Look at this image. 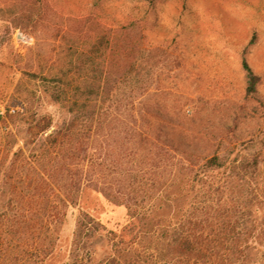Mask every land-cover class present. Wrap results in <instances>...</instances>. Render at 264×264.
Segmentation results:
<instances>
[{"label": "trees", "instance_id": "obj_1", "mask_svg": "<svg viewBox=\"0 0 264 264\" xmlns=\"http://www.w3.org/2000/svg\"><path fill=\"white\" fill-rule=\"evenodd\" d=\"M144 1L149 8L154 3ZM120 40L121 32L103 25L90 53H68L53 72L40 75L42 92L66 113L60 121L35 111L28 121L23 101L0 109V264H43L69 208L79 211L70 264H80L85 243L99 225L79 209L84 188L102 191L152 221L167 200L140 204L138 198L149 191L136 186H143L148 172L173 200L194 196L185 210L190 213L164 220L141 249L131 248V264L181 257L186 264H264V151L231 155L194 149V140L177 132L178 121L158 102L148 103L147 53H134L141 50L136 48L125 53ZM241 67L245 94L254 96L257 77L245 53ZM23 129L21 144L17 136ZM183 226L186 230L179 231ZM207 227L219 231L213 241L221 242L220 233L226 234V255L204 242ZM136 236L131 246L140 243ZM118 256L123 254L118 251Z\"/></svg>", "mask_w": 264, "mask_h": 264}, {"label": "rangeland", "instance_id": "obj_2", "mask_svg": "<svg viewBox=\"0 0 264 264\" xmlns=\"http://www.w3.org/2000/svg\"><path fill=\"white\" fill-rule=\"evenodd\" d=\"M103 25L121 32L125 53H133L130 48L147 53L148 103L164 107L178 121L177 132L194 140V149L231 155L264 151V0H154L151 8L144 0H0V109L23 101L28 121L36 116L34 111L59 121L66 117L42 92L40 75L53 72L68 53H90ZM242 53L257 77L254 96L245 94ZM25 135L23 129L17 136L21 144ZM152 180L148 172L143 186H136L149 191L144 199L138 198L140 204L167 200L152 221L137 217L102 191L82 190L79 209L99 225L85 243L80 264H131L134 247L141 249L156 226L181 218L194 192L182 202L173 200L161 193V180ZM78 214L77 208L67 210L55 248L43 264L71 263ZM195 214L191 212L193 218ZM218 232L207 227L202 237L226 255V234L220 233L221 242L213 241ZM134 235L140 243L131 246ZM163 264H186V259L165 258Z\"/></svg>", "mask_w": 264, "mask_h": 264}]
</instances>
